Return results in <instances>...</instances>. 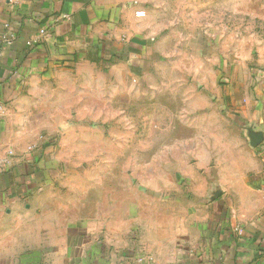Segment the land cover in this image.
Listing matches in <instances>:
<instances>
[{"label":"crops","instance_id":"obj_1","mask_svg":"<svg viewBox=\"0 0 264 264\" xmlns=\"http://www.w3.org/2000/svg\"><path fill=\"white\" fill-rule=\"evenodd\" d=\"M209 6L0 0V264H139L141 256L151 264H264V43L256 38L244 57L239 31L232 54L213 51L221 41L210 37ZM85 66L121 67L122 82L138 83V107L153 104L157 128L202 129L233 154L209 159L214 173H196L201 184L193 173L165 174L148 214L124 201L111 203L119 214L73 220L39 209L31 201L53 184L46 168L54 136L37 134L41 125L23 104L40 83ZM179 70L191 88L168 90ZM198 137L175 145L202 146Z\"/></svg>","mask_w":264,"mask_h":264},{"label":"rangeland","instance_id":"obj_2","mask_svg":"<svg viewBox=\"0 0 264 264\" xmlns=\"http://www.w3.org/2000/svg\"><path fill=\"white\" fill-rule=\"evenodd\" d=\"M209 11L210 37L216 43L217 38L221 41L213 51L232 54L239 31L244 57L255 47L256 38L261 37L264 43V0H210ZM122 73L121 67L85 66L80 74H63L49 84L40 83L35 96L23 104L34 124L41 125L37 134L43 138L45 134L54 136L46 168L47 173L55 175L53 184L31 201L39 209L44 204L46 213L73 220L90 218L95 213L98 217L119 214L118 210H110L111 203L124 201L131 212L139 204V212L148 214L157 197L154 189L168 185L163 179L165 174L193 173L201 184L202 177L196 173H214L206 170L209 159H218L222 150L228 158L233 154L206 139L202 129L157 128L153 104L151 108H139L138 83L122 82ZM187 78L179 70L176 83H166L168 90L191 88ZM144 86L148 88L147 83ZM140 88L144 89L143 85ZM123 92L135 95L129 99L122 97ZM157 116H164L160 109ZM44 120H50L53 127L47 129ZM194 135L204 137H198L202 146L175 145L177 138Z\"/></svg>","mask_w":264,"mask_h":264},{"label":"built area","instance_id":"obj_3","mask_svg":"<svg viewBox=\"0 0 264 264\" xmlns=\"http://www.w3.org/2000/svg\"><path fill=\"white\" fill-rule=\"evenodd\" d=\"M4 110H5L4 104L0 100V118L3 116ZM33 148L34 147H31L30 149H33ZM16 154L17 153H16V151L14 149H12V148L8 149L7 155H8L9 158L15 157ZM152 261H153V259L151 257H149V256H141V257H137V259H136V262L139 263V264H151V263H153Z\"/></svg>","mask_w":264,"mask_h":264}]
</instances>
